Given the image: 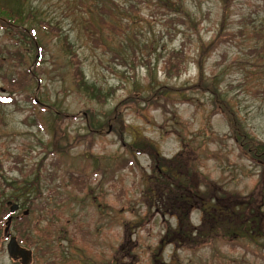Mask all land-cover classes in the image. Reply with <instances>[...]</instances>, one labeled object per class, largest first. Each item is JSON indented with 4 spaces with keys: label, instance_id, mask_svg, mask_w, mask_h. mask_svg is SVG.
Here are the masks:
<instances>
[{
    "label": "rangeland",
    "instance_id": "rangeland-1",
    "mask_svg": "<svg viewBox=\"0 0 264 264\" xmlns=\"http://www.w3.org/2000/svg\"><path fill=\"white\" fill-rule=\"evenodd\" d=\"M2 1L31 13L23 24L0 23V94L16 91L14 102L0 107V172L8 181L39 174L40 199L50 204L51 214L23 215L27 207L18 201L11 232L19 241L26 228L32 264H264L262 257L232 248L226 239H215L213 248L195 246L176 233L181 208L190 216L189 234L201 225L200 194L248 195L264 175L260 163L242 156L229 123L215 113L216 96L191 88L200 81L201 65L205 81L217 88L246 133L264 144V0H185L200 23L199 33L168 23L169 15L157 11L155 0H116L123 10L111 16L94 6L103 2L110 9L109 0ZM102 16L119 30L102 24ZM38 21L58 27L60 35ZM220 29L230 36L202 53L201 42L209 44ZM183 42L186 68L171 76L161 64ZM73 53L87 84L100 88L102 101L75 81ZM147 58L151 63L145 64ZM126 98L137 106L119 108L113 120L114 109ZM57 116L64 118V138L55 149ZM89 134L94 140L88 143ZM133 143L142 149L133 150L138 149L130 147ZM187 143L190 147L183 148ZM150 144L166 159L182 154L183 175L177 179L191 195L198 191V198H182L176 185L169 187L159 177L162 165L149 152ZM200 157L190 173V161ZM129 160L137 161L133 168ZM14 165L22 170L10 169ZM71 173L83 178L78 188L70 182ZM12 190L8 187L0 201V264H21L7 253L4 233L9 205L3 201L12 200ZM260 210L264 213V195ZM78 223L91 230L90 240L79 233ZM44 229L50 238L42 237ZM242 240L251 245L257 240L264 251L259 244L264 237Z\"/></svg>",
    "mask_w": 264,
    "mask_h": 264
},
{
    "label": "trees",
    "instance_id": "trees-1",
    "mask_svg": "<svg viewBox=\"0 0 264 264\" xmlns=\"http://www.w3.org/2000/svg\"><path fill=\"white\" fill-rule=\"evenodd\" d=\"M110 1V9L105 8V4L103 2H97V4L94 3L95 8H101L100 11L103 14H109V16L112 15L114 12H121V4L117 3L116 0H109ZM143 1V0H142ZM157 3V9L158 12L161 13L163 17L166 18V21L168 23H173L174 21L178 22L177 24L180 25H187L190 28H192L195 32H200V23L196 19L193 13L190 12L189 9H187V4L185 0H155ZM227 5V1H225V6ZM93 6V4H92ZM125 7V5H124ZM133 8V6L131 5ZM87 12H89L90 9L87 8ZM112 10V11H111ZM174 14V17L173 15ZM0 23H3L2 25H19L20 23L23 24L26 21L31 20V13L24 14L22 7L18 5L9 4L7 1L0 0ZM90 18L88 19V21ZM102 24H107L111 29H114V31L119 30V28L115 24H111L112 22H108L105 17L102 16L101 18ZM40 25L45 27V30L48 32L51 31V33H55L60 35V29L58 27H53L51 23L38 21ZM92 24V22H90ZM93 25V24H92ZM93 28L95 29V32L100 34V28L93 25ZM59 29V30H58ZM20 30V29H19ZM32 35L31 37L34 38L33 40H36L35 34L33 30H31ZM230 32V31H229ZM229 32H226L229 34ZM222 29L219 30L218 34L214 37V39L209 44H204L201 42V48L202 53L205 51H210L211 48H216L218 46V43L220 42V39L226 40L230 35L224 34ZM233 34V32H231ZM224 34V35H223ZM67 44L68 37L66 38ZM96 41H100V38L96 37ZM70 45V44H69ZM71 47V46H70ZM167 55V54H166ZM72 62L74 64V77L75 81L81 86H84L86 89L91 90L94 92L95 97L99 99V101H102L101 99V90L100 88L96 89V87L89 86L87 84V81L84 80V75L82 74L80 67H78V55L76 53L72 54ZM138 58V57H136ZM150 60L147 58L145 60V64L151 63ZM186 53H185V42L182 43V46L180 49H172L170 53L168 52V56L163 59L162 67L167 74L172 75H179L182 73L186 68ZM150 67V65H148ZM200 75H199V83L194 84L191 86L192 89L201 87L206 90H210L216 97H215V103L217 104L215 113L222 115L230 126V131L232 134V137L238 144V147L241 151L242 156H249L252 160L255 162L260 163L264 167V144L260 143L259 141H256L255 139L251 138L245 131V129L240 125L238 118L236 117L234 111L231 109V107L228 105L226 101L223 99H220L219 97V91L216 87H214L213 84L207 83L205 81V76L203 73V69L200 65ZM7 78H4L6 82ZM202 82H204L202 85ZM10 88H12V84H10ZM16 91L10 89V93L7 96H3L0 94V107H3L5 105H9V103L14 102L15 98L13 94H15ZM131 99L128 98V100ZM127 98L119 104V107L115 108L111 117L113 120H115L118 109L121 110L123 108L127 107H136L137 105L134 103V101H128L126 102ZM159 104V103H157ZM160 105V104H159ZM161 106V105H160ZM165 106V105H163ZM58 119H56V123L54 124V133H53V145L55 149H58L59 141H61L64 137L63 136V127L61 122L64 120V118L57 116ZM120 118V117H119ZM66 120V119H65ZM121 121V120H120ZM123 128L127 127L126 123L122 119ZM114 127L118 126V123L113 121ZM87 142L93 141V137L89 134L86 136ZM130 147L137 146L138 149L132 148L133 150H141L142 148L139 147V144L133 143L129 144ZM190 143H187V146L184 144L183 148L190 147ZM150 150L149 152L152 154H155V159L158 160V165H162V170L159 172V177L165 179L167 182L166 184L170 187L173 185H176V192L181 195L182 198H189V197H195L198 198L199 192L194 191L192 192V195L190 194V191H188V186L183 187L182 183L180 182L177 177L179 175H183V171L178 168L181 166L182 162V154L179 153L173 158L166 159L159 155L158 149L155 145L150 144ZM198 148V147H197ZM144 149V148H143ZM138 151V152H139ZM204 151V150H203ZM197 152V151H196ZM198 153V152H197ZM199 156V155H198ZM200 159L194 161L192 163L190 161V167L187 169L191 173L193 171V165L195 167L196 162H200ZM187 161V159H185ZM20 161H17L19 163ZM137 163L135 160H129V165L131 168ZM126 164V163H125ZM19 168L22 170V167L18 166H12L10 169H16ZM188 174V173H187ZM30 174L26 173L23 175V177L18 179H12L11 181H8L7 178H3L0 172V201L1 199H4L6 194L5 193L8 190V187L13 188L12 194L8 197L12 199L13 202L21 201L22 205L26 206L27 209L30 210V212L39 210L41 213L43 210H45L46 214H51L52 211L48 207H50L49 203H47V198L42 201L40 199L43 196L42 190L40 188V176H38L34 179L30 176ZM69 178L71 179V183L74 186V188H78V184L83 180L81 175L73 174L71 173ZM171 178V179H170ZM172 180V182H171ZM209 184V182H208ZM264 175L261 176L260 184L256 187L255 190H253L248 195H242L239 192H231L225 193L222 192L220 196L218 195H207L209 193H204L201 195L202 203L203 205V218L202 223L198 227H191V234L187 232V227L190 224L189 221V214L188 210L185 208L179 209L178 213V227L176 230V233H183L186 236L185 244H193L195 246L207 244L213 248L214 247V240L220 237L221 239H226L225 241L227 244H230L232 248H242L244 251L252 252L257 256H260L264 259V251L261 252V249L257 247L258 242L257 240L254 241V245H251L247 242H244L245 240H242L243 237L246 239L247 237H254L255 234L258 235V237H264V213L260 209L262 208L263 203V190H264ZM34 190V192H32ZM31 193H34L31 195ZM188 193V194H187ZM206 194V195H205ZM31 195V196H30ZM191 195V196H190ZM30 196V197H29ZM198 196V197H197ZM10 201V200H9ZM2 202V201H1ZM39 202L43 203L45 208H41ZM4 206L8 207V204L6 201H3ZM19 203V202H18ZM20 204V203H19ZM21 206V205H20ZM195 206V205H194ZM198 207V206H197ZM196 207V208H197ZM40 219V218H39ZM36 223V222H35ZM36 228H38V224H34ZM78 227L79 233L84 237L85 241H88L92 238L91 230L89 228H85L84 225L81 223L76 224ZM22 230L26 232V228L23 227ZM39 231V230H38ZM20 237V243L27 246L28 248H31L33 246V243L29 241V238L27 239L28 233ZM42 237L50 238L51 232L49 230L44 229L41 230ZM195 236L193 238V234ZM194 241V242H192ZM259 241V240H258ZM261 244L262 248L264 249V244Z\"/></svg>",
    "mask_w": 264,
    "mask_h": 264
},
{
    "label": "water",
    "instance_id": "water-1",
    "mask_svg": "<svg viewBox=\"0 0 264 264\" xmlns=\"http://www.w3.org/2000/svg\"><path fill=\"white\" fill-rule=\"evenodd\" d=\"M8 204L10 205V216L4 228L7 239V253L12 259L19 260L21 264H31L33 261V250L21 245L18 238L11 232L13 215L20 210V204L13 201H9ZM23 214L28 215L29 210H24Z\"/></svg>",
    "mask_w": 264,
    "mask_h": 264
},
{
    "label": "flooded vegetation",
    "instance_id": "flooded-vegetation-1",
    "mask_svg": "<svg viewBox=\"0 0 264 264\" xmlns=\"http://www.w3.org/2000/svg\"><path fill=\"white\" fill-rule=\"evenodd\" d=\"M8 216H9V214L7 215V218H6V220L8 219ZM16 217H17V216L15 215V216H14V218H16ZM5 222H6V221H5Z\"/></svg>",
    "mask_w": 264,
    "mask_h": 264
}]
</instances>
